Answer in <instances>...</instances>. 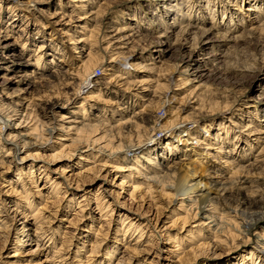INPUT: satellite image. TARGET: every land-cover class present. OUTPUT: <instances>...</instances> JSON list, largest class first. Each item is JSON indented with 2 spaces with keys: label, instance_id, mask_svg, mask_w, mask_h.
<instances>
[{
  "label": "rangeland",
  "instance_id": "1",
  "mask_svg": "<svg viewBox=\"0 0 264 264\" xmlns=\"http://www.w3.org/2000/svg\"><path fill=\"white\" fill-rule=\"evenodd\" d=\"M13 1L14 4L17 3V0ZM20 1L28 2L31 0ZM62 1L65 3L68 2V0ZM111 1L112 0H91L95 5L101 4L103 7L102 9H104H101V14H103L104 11L106 14H104L105 16H102L101 19H99L100 22L97 23L100 31H98L99 33L97 32L100 37V42L97 44V49L95 51H99V58L104 59L102 63H100L102 60L99 61V64L93 68L96 80L99 81L98 85H94L93 81L95 77L92 75L82 76L83 79L81 78L80 82L73 79H67L69 83L71 82L70 84L62 81V78L60 77L51 78L50 81L45 79L42 80L39 77L41 74L32 79L31 75L33 74L31 72L33 69L31 67H21L18 71L11 72L8 75H4L5 72L1 71L0 85L6 86V90L3 92L6 93L8 91L7 93H14V97L12 99H3L6 95L2 92L0 94L2 98L0 97V99L5 100L7 105L10 104V106L13 107H17L16 104L18 102L23 101L26 103L32 101L33 103L30 108L32 107V110H35V112L40 114L42 120L48 122V119H43V114L41 113L44 105H46L49 100H66V98L74 95L73 97H77V100L72 105H69V108L67 109H75L76 107L78 109L84 101V98L92 96L93 94V96H96L95 94H98L99 89H101V92H104L103 97L106 100L110 99L111 102L105 104L106 102H102L103 98L99 100L91 97L87 100L89 104H93L95 108H100V110L95 111V109L88 108V111L91 112V114L93 113L92 115L95 113H101L103 115L102 119L104 118L106 121L109 120L108 124H111V126H116V124L118 125L121 122V125L115 127L118 128V130L127 125L135 127L134 123L139 121L138 123L140 124L143 133H152V137H154L153 144L162 143L166 137L171 135L172 131L167 132V130H163L161 127L168 123L172 117L173 119L179 118V121L177 120L178 126L183 127V124H187L188 126L198 124L199 128L201 127L200 129L205 132L201 126L204 122H207L206 124L210 125L212 123L215 128L218 126L220 127L218 124L221 121L229 124V115L236 117L237 115L244 114L243 111L246 110L247 102H252V98H256L255 96L257 94L250 90L249 85L251 84V77L249 76L248 71H243V69L258 68L264 63V27L258 29L257 32L247 34V38L243 37L240 41L226 43V45L220 50V57L215 59V62L211 67L213 70H211V72L210 70L207 71V75L204 77L205 82H194L193 76H187L191 79L189 83L185 82L186 76L178 73V69L180 68L178 65L180 62V64H182L181 56L176 53L173 55L165 54L160 56L154 52L156 41H153L156 40L159 35L158 32L161 33L160 31L163 32L164 30L157 32L145 28L147 27L145 25L146 23L152 26V29L156 26L155 23L153 25V21H151V19L155 20V17L152 14L153 7L151 6L149 8V5H147L148 3H146L145 0H116L118 4L113 0V4L111 3L112 6L110 4ZM171 1L172 0L168 1L169 4ZM248 2H253L252 4H255L260 1L244 0V2H242V0H230V2H227L225 0H184V12L187 14L184 15V12L183 14L178 11L180 14L179 17L181 16L183 19L181 18V20L176 23L179 26H186V24L192 25L197 29L212 27L220 31L222 34L240 35L243 30H245L244 32H248L249 29L251 30L258 26V24L264 23V16L263 18L258 17L256 22L249 21V17L247 18V16L250 11L247 12L244 10V8L249 6ZM57 3H59L58 0H49L47 4L42 2L39 8L41 9L43 7L45 8V11L50 9L49 12H54ZM143 4L146 5L144 6ZM73 5H75V2H70L69 5H66L67 7H65V10L71 13ZM1 7L0 29L1 31H4L8 25L10 26L11 24L12 26L13 20L7 10L8 5L4 3V6ZM27 7V4L23 8L20 6L17 7L18 9L16 13H18V15L14 18L19 19L14 24L16 25V28L13 33H10L9 40H5L6 31L0 32V46L6 42L14 43L17 36L21 34L24 35L21 39L28 34L29 37L37 23L40 24L39 26L43 25L42 23H48L49 17H47V13H35V11H32V9H34L32 5L30 8ZM262 10L264 15V6H262ZM232 14L235 15V19L237 20L244 16V20L240 21L241 27L237 28L238 30H235V26V28L229 26V18ZM25 15H28V17L26 18ZM136 15L138 18H136ZM75 17V26L80 22H83V20H77V16ZM141 18V24L138 25L136 20ZM24 20H30L28 22L29 25L26 28L27 34H23L21 30L26 27V25L23 26ZM51 20L53 19H50V22ZM166 21L174 22L173 16L171 15L169 18H166ZM244 25L245 27H243ZM123 26L126 28L133 27L127 29L123 34H119L116 28H121ZM46 28L45 33H47V36L43 38H46L47 41L50 38L52 39L51 31L56 30L53 32L54 34L56 33L55 40L59 43V47L63 46L65 48L66 46L63 45L62 42H65L67 38H64L63 36V28L50 24H47ZM113 35H127V37H130L129 44L125 45V48L120 50L123 55L122 58L120 57L118 59L121 60L119 62L114 60V57L117 56L111 52L113 51L112 49L107 53L104 48L107 42L102 38L105 37L104 39L107 38V40H113L111 39ZM181 35L185 36L184 38L188 37V41L193 38L190 33H184ZM182 36L181 38H183ZM40 41L43 40H37L35 41V44L29 46V49L31 50L30 54H32V56H34V53L38 52V44L42 43ZM151 43L155 44L153 45ZM192 43L190 42L189 44ZM86 46L83 47L85 49L82 51L85 54L90 50L89 46ZM21 49L22 44L18 42L15 48L16 54L21 53ZM67 49L68 55L66 56L65 61H62V54L60 53L56 55L55 63L63 65L65 67L63 70L65 71L67 68H72L73 71L76 68V65L74 64L71 66L72 63L67 61V59L70 57L72 59V56L76 57L78 54H75L76 49H74L72 45H69ZM226 52L227 55L223 57V54ZM103 55H105L104 58ZM49 58L51 59L52 56H49ZM78 60L81 59L79 58ZM17 63L19 64V61H17ZM79 63L81 64V62ZM137 64H140V66L137 67ZM58 65L56 66L59 67ZM118 66L119 68H117ZM51 68L52 69L49 68V71H47L46 74L42 75L50 74V72H52L51 70H53V67ZM18 73L19 75L26 73L29 74V76H27V78L25 77L23 81H18L22 78ZM5 76L6 78H14L11 84H6L7 81L5 82L4 80ZM16 76L17 78H15ZM84 78L88 80H85ZM126 80L133 82L130 89L122 84ZM142 80H145L146 82L144 83L146 84L140 83ZM202 82L203 86L201 85ZM30 83L34 85V89H30ZM79 83H82V85ZM85 83H87V85ZM159 83L170 84L171 89L164 88V86H162L163 88L156 89V85ZM145 87L146 89H144ZM22 90H27L29 92H23ZM198 93L202 94L201 97L205 98L206 103L215 100L224 102L228 100L232 102L234 101L232 103L233 107H231L234 108V112L231 111V108L211 112L209 105L207 106L208 108H203L202 113L194 115V112L200 110L198 108H200L199 106L202 103V100L196 96ZM144 98L145 100L148 98L147 101H144ZM27 104L24 106L25 109L23 111L27 109ZM147 104L150 105L148 106ZM20 108L22 109V107ZM67 111L60 112L66 113ZM111 111L115 112V117H112ZM250 111H253L252 107L250 108ZM207 113H210L208 114L210 117H207L206 119L202 118L203 115ZM251 114L252 113H250V115ZM56 115V117L60 119L59 112H56ZM132 115L136 116L134 117ZM239 117L242 118V120H240L241 125L234 126L235 133L247 137L256 144V148L258 149H255L253 154H250V157L253 158L251 160L255 161L256 157H258L257 153L259 152L257 150L260 149V146H258L260 144H257L258 140L256 141V137L261 135H251L249 132L250 130H246L245 122L249 119L246 118V113ZM121 118L124 119H122V121H117V119ZM80 119L82 118L80 117ZM126 119H131V121L127 124L124 123L122 127L123 120L125 121ZM50 122L51 121H49V123ZM50 125H52V123ZM153 125L156 126L154 127ZM208 128L210 127L208 126ZM211 128L206 130L204 137L209 138L208 135L212 134L211 132L213 131V127ZM134 129L135 128H133V130ZM132 133L135 134L136 131H133ZM185 135L186 133L183 132L182 136ZM263 136L264 134H262V137ZM186 137L187 136H185V138ZM61 138L62 136L60 135V132H55L50 136L43 131L37 134L35 139L27 138L26 141L30 143H27V146L20 151L18 156L13 153L6 154L3 163H0V264H66V262H68V264H88L89 261L91 262L89 264H104L105 260L107 261L109 259L108 257L105 258L107 256L105 252L109 247H112L109 248V250H114V248L117 247L119 248L115 252V259L117 257H130L127 259L128 262L130 261L129 264H231L233 261H240L244 258L242 255H248L247 252L249 250H252L254 253L259 252V245H264V222L258 224V226H252L248 232H243V229H245V221L254 219L253 216H257L258 212L264 211V165L261 163H258V166L252 165L243 172V175L246 174L245 178L250 180H248L247 185H242L245 188L239 189L238 185H233L231 193H227L225 196H220L219 200L215 202V206L220 212L227 217L230 216L239 223V226L235 229L236 241L234 243L230 242L228 244L225 243L213 246V241L215 240L214 237H211L212 239L210 237H202V240H200L199 243L186 245L184 252L180 253L181 251H179V256H175L172 251L176 250L177 246L171 244L169 240H166V237L164 236L165 232L170 231L173 234L177 233L179 237H184L190 228L191 230L195 229L199 223L193 219H187V222L185 221L186 223L182 222L185 213L183 212L179 214L178 209L181 201L179 193L176 194V191L169 188L166 190H168L170 194L164 193V191L162 192L161 190L162 187L157 184L152 185L150 189L145 185L135 188V181L133 179L135 176L138 177V173L133 172L132 178H130V176L124 177L125 174H128L125 166L130 163L132 164L134 161L130 162V160L128 161L126 158L128 156L133 158V152H135L134 149L129 151L128 148L125 147V149L123 148L122 151L113 157H109V151L99 153L97 154L95 162L87 163V161L84 160V157L91 153L92 150L88 149L86 146L80 147L78 144L71 145L73 148L71 154L60 155L61 157H58L57 154L61 151L60 143H72L70 140L62 141ZM126 141H128L127 137L124 138V142ZM175 141L178 140L175 139ZM189 141L188 145L197 144L196 142L193 143L192 140ZM213 142L214 141H212L213 146L210 145L212 148L209 149V152H211V156L209 157L213 161H211V163L214 164L219 161L218 158L223 157V153L219 152V150L218 153L213 149L216 146ZM178 144L183 146L186 143L181 141L178 142ZM160 145L162 146V144ZM203 146L199 147V145H197V149ZM231 148H237V142L232 143ZM140 150L141 149H137V152ZM68 151L69 149L67 152ZM181 154H183V151H181ZM181 154L179 153L176 156L171 157L170 160L173 161L176 158H180L182 156ZM190 154L191 155L187 156L190 158L187 160V163L192 160L195 151H190ZM117 156H125V158L120 159L123 160L121 162L123 167L116 169ZM237 156L238 155H236V157ZM194 157L195 161L191 163L192 166L189 169V173L191 174L189 179L191 181L201 182L204 186L207 183L209 185V183L214 180L212 177L216 176L218 173H215V171L213 173L211 172L212 168L210 169V167H208L204 158L199 155L198 157ZM105 160H107V163ZM178 160L179 159H176V161ZM200 161L207 164L206 166L210 170L200 173L199 165H196ZM31 166H34L35 172L30 175ZM224 166L225 164H222L219 167L224 168ZM227 172L222 174L224 176L226 175L225 177H230L232 173ZM19 177L20 179L18 180ZM31 177H33L36 182L33 181ZM53 178L57 179V182L61 181L62 188L60 190H55V184L53 186L51 185L50 181ZM220 178L224 181V178ZM23 184L28 190L29 196L31 195V199L36 202L37 207L40 208L44 215L37 224L34 223L33 219H30L31 213L28 212L25 206L18 208L14 204V200L25 202V198L20 196ZM215 187L213 189H215ZM212 192L214 193V190L210 191V193ZM102 196H106L107 200L112 202L111 209H113V211H110L108 215L101 217L100 215H102V212H100L101 209L97 206L96 198ZM28 213L29 215L26 216ZM248 216H251L250 219ZM128 217L133 220L135 219L134 221L136 222H142L143 226L146 227L144 236L142 237L143 239L141 238V242L139 243L136 241L138 237L136 234H132L131 237H128V235L123 236V226H125L123 224H126L125 222L128 221ZM204 222L207 223L209 220L205 219ZM2 223H4V225ZM214 223L215 222H211L210 225H205L203 232H205V234L212 233L210 226L214 229L217 228ZM37 226L41 227L38 230V233L35 229ZM193 226H195V228H193ZM118 229H120V231L117 234L116 231ZM28 230L31 234L30 237H34L32 240H28L29 236L26 235ZM230 230L233 231L234 227ZM35 234L43 235L36 238ZM116 235H119L117 239L115 237ZM95 245H97V247ZM78 247L83 250L81 252V258L83 261H77L74 259ZM263 254L264 253L260 255L257 261L258 264L264 263ZM256 256H258V254ZM115 259L111 261L112 263L109 261L107 264H117ZM182 260L184 262H182ZM245 261L247 262L248 260ZM251 261L250 257L247 264H251Z\"/></svg>",
  "mask_w": 264,
  "mask_h": 264
},
{
  "label": "bare ground",
  "instance_id": "2",
  "mask_svg": "<svg viewBox=\"0 0 264 264\" xmlns=\"http://www.w3.org/2000/svg\"><path fill=\"white\" fill-rule=\"evenodd\" d=\"M12 1L13 0H0V7L4 6V3H6L8 5L7 10H8V12L11 15V18L13 20L12 26H11V24H10V26L8 25L6 30H4V31H1V29H0V32L6 31L5 32V35H6L5 40H9L8 38H10V35H11L10 33H13L15 28H16V25H14V24L19 19V18H14V17H16V15H18V13H16V11L18 9L17 7L20 6L23 8L27 4V6H28L27 8H30L32 5L34 8V9H32V11H35V13H38V12L47 13L46 15H47V17H49L47 24L55 25L56 27H60V28H63L65 26L62 29V31H63L64 38H67V39L65 40L66 43L62 42V44L65 45L67 48L69 47V45H72L74 47V49H76L75 54L77 53L78 55L76 57L72 56V59H71V57L67 59V61L72 63L71 66L75 64L76 68L73 71H72V68H69V69L67 68L65 71V70H63V69H65V67L63 65H58L55 63L56 62V55L60 54V53L62 54V58H61L62 61H65L66 56L68 55V52H67L68 49L66 47L64 48L63 46H61V47L58 46L59 43H57V40H55L56 33L55 34L53 33L56 30L51 31L52 39L50 38L47 41L46 38H43V37L47 36V33H45L46 29H47L46 28L47 24L42 23L43 25L39 26L40 24L37 23L36 27L34 28L33 32L31 33V35L29 37H28V35H29L28 34V35H25V37L23 39H21L24 36L21 34V35L17 36L14 43L6 42L4 44H1L2 46H0V74H1V71H4L5 72L4 75H8L11 72L18 71V69H20L21 67H31L33 69L31 72L33 74V75H31L32 79H33V77L41 74L39 77L42 80L45 79V80L50 81L51 78H59L60 77V78H62L61 79L62 81H65V83H69L67 81V79H73L75 81L80 82L81 78L83 79L82 76H85V75L91 76L92 75L95 77L94 81H93L94 85L99 84V81L96 80V75L94 73L93 68L99 64L98 63L99 61L102 60L100 62V63H102L104 60V59L99 58V55H98L99 51L98 52L95 51L97 49L96 48L97 44L100 42V37L97 34V32L99 31L97 23L100 22L99 19H101L102 16L106 15L104 13L105 11L103 12V14H101L102 10H104V9H102L103 7L101 6V4L95 5L94 2H91V0H68V2H66V3L63 2L62 0H58L59 3H57V7L55 8V11L49 12L50 9L45 11L44 10L45 8H43V7L41 9L39 8L40 4L42 2H44V4H47L49 2V0H31L28 2L27 1L21 2L20 0H17L16 1L17 3H15V4L13 3L14 1L13 2ZM73 1L75 2V5H73L72 12L71 13L67 12V10H65V7H67L66 5H69V3L73 2ZM112 1L110 2V4L112 3ZM145 1H146V3H148L147 5H149L148 6L149 8L151 6L153 7L152 14L155 17V20L151 19V21H153V25H154V23L156 25L154 27V29H152V26H150V25H148V23H146L145 25L147 27H145V28L149 29V30H155L157 32L160 30H164L163 32L160 31L161 33L158 32L159 35L157 36L156 40L153 41V42L156 41L155 42L156 47H155L154 52L159 54L160 56L165 55V54L173 55L174 53L181 56L180 58H181L183 65L180 64L181 62L179 63L178 66L180 68L178 69V73H181V75L186 76L185 82H189V83H190L191 79L188 77H191V76L194 77V79H193L194 82L195 81H197V82L204 81L205 82L204 77H206L207 71L210 70V72H211V70H213V68L211 69V67H212L213 63L215 62V59L217 57H220V55H219L220 50L222 49V47L224 45H226V43H229L232 41H234V42L240 41V40H242L243 37L247 38L246 37L247 34H249V33L251 34L252 32H257L258 29H261L264 27V23H261V24H258V26L254 27V28L252 27L253 29H251V30L249 29L248 32H244L245 30H243V32L240 33V35L235 36V35H229V34H222L220 31H218L212 27L197 29V28H195V26L187 25V24H186V26L182 25V24H181L182 26H179L176 22L180 21L181 18L183 19V17H181V16L179 17L180 14L178 13V11H180L181 13L184 12V9H185L184 0H172L170 2V4L168 2L169 0H145ZM225 1L230 2V0H225ZM255 1L258 2V0H255ZM259 1H260L259 3H255V4H252L253 2H248L249 6L247 8H244L245 11H247V12L250 11L249 15L247 16V18L249 17L248 18L249 21L256 22L258 17L263 18L264 15H263L262 6H264V1L263 0H259ZM242 2H244V0H242ZM116 3H117V1H116ZM112 4H111V6H112ZM153 5H155V6H153ZM97 6H98V8H97ZM105 9H107V8H105ZM60 10H62V11H60ZM161 10H163V11H161ZM186 14L187 13H185L184 15H186ZM131 15H134V14H131ZM171 15L173 16L174 22L166 21V18H169V16H171ZM75 16H77V18H78L77 20H83V22H80L79 24H77V26L74 25V23L76 22ZM25 17L27 18L28 15H25ZM185 17H184V19H185ZM11 18H10V20H11ZM103 18H105V17H103ZM136 18H138L137 15H136ZM235 18H236L235 15L232 14L231 17L229 18V22H230L229 26L231 28L236 27L235 30H238L237 28L241 27L240 21L244 20V16L238 20ZM50 19H53V20H51V22H50ZM66 19H68V20H66ZM140 20L142 21V18L139 20H136L138 25L141 24ZM224 20H225V18H224ZM224 20H223V22H224ZM29 21L28 20L23 21V26L26 25V27L21 29L23 34L24 33L27 34L26 28L29 25V23H28ZM199 21H200V19H199ZM0 24H1V20H0ZM132 27L133 26H131L129 28H132ZM243 27H245V25ZM129 28L128 27L126 28L125 26H123L121 28H116V29L119 32V34H123ZM184 33H187V34L190 33V35H192V37H193L192 40L188 41L187 40L188 37L184 38L185 36L181 35ZM181 36L183 38H181ZM41 38H43V39H41ZM104 38H102V39L106 40V42H107L105 44L106 46L104 47L106 52L108 53V51H110V49H112L113 51H111V52L117 56V57H114V60L117 62L121 61V60H118L120 57L122 58V55H123L122 51H120V50L125 48V45L129 44V42H130L129 38L130 37L129 36L127 37V35H122V36H118V35L114 36L113 35L111 39H113L115 41L110 40V39L107 40V38L106 39H104ZM0 39H1V37H0ZM3 40H4V38H3ZM37 40H43V41H40L42 43L38 44V47H37L38 52L34 53V56H32V54H30L31 50L29 49L30 48L29 46L35 44V41H37ZM62 40H60V41H62ZM18 42H20L22 44V49H21V53L16 54L15 48H16V44H18ZM190 42L191 43L193 42V43L189 44ZM116 43H118L120 45H118ZM199 43H200V46H199ZM151 44H153V43H151ZM78 45H79V47H78ZM86 45L89 46L90 50L88 51V53L85 54L82 51H84L83 49H85V48H83V47ZM113 48H115V49H113ZM51 51H52V53H51ZM176 54H175V56H176ZM79 55H81V56H79ZM225 55H227V52L225 54H223V57H225ZM49 56H52V58L50 59ZM104 56L105 55H103V58H104ZM79 58L81 60H78ZM70 59H71V61H70ZM77 60H78V62H77ZM17 61H19V64L17 63ZM79 62H81V64ZM56 65H58L59 67H57ZM138 66H140V64H137V67ZM181 66H182V68H181ZM51 67H53V70H51L52 72H50V74L42 75V74H46V72L49 71V68L52 69ZM117 68H119V66ZM246 70L248 71L249 76L251 77V79H250L251 84L249 85V88L251 91L256 92V94H257L255 96L256 98H254V97L252 98V102H250V101L247 102V106H246L247 111L246 110L243 111L244 114L246 113V118H249L247 120V122H245L246 130L247 131L250 130L249 132L251 133V135H257V136L261 135V136L256 137V141L258 140L257 144H260V145H258V146H260L259 147L260 149L257 150L259 152L257 153L258 157H256L255 161L251 160L253 158L250 157V154H253L255 149H258V148H256V144H254L247 137H244L241 134L235 133L236 131L234 130L235 125H241L240 120H242V118L239 116H243L244 114L237 115V116L235 115L236 117H233V115H229V118H228L229 122L227 121L229 124H227L224 121H221L218 124V125H220V127L218 126V127L214 128L212 123L210 125V124H206L207 122H204V124H201V126L205 132H206V130H209L211 127H213V131L211 132L212 134L209 133L210 135H208L210 139L208 137H204L205 132H203L200 129L201 127L199 128L198 124L192 125V126L191 125L188 126L187 124L186 125L183 124L182 125L183 127H181V126L177 125L179 118L173 119V117H172V119L168 123L164 124L161 127L163 130L164 129L167 130V132L172 131L171 135L169 137H166L164 142L153 144L152 142L154 141V139H153L154 137H152V133L151 134L149 132L143 133L141 130L140 124L138 123L139 121L137 123H134L135 127H133L132 125H131L132 127H130V125L123 127L124 123H126V124L130 123L131 119H126L125 121L123 120V124H122L123 128H120L118 130V128H115V127L118 125H121L120 124L121 122L118 125L116 124V126H111V124H108L109 120L106 121V120H104V118L102 119L103 115L101 113H98V114L95 113L94 115H92L93 113L91 114V112L88 111V108L95 109V111L100 110V108H95V106L93 104H89V102L87 100H89L91 97L97 98L99 100L103 98L102 99L103 101L102 100L101 101L106 102L105 104H107L108 102H111L110 99L106 100L103 97L104 92H101V89H99L98 94H95L96 96H93L94 95L93 94L92 96L84 98V101L78 107V109H77V107L75 109H69V110L67 109V108H69L68 107L69 105H72L77 100V97H73L74 95L72 97L70 96V97L66 98V100L51 99V100H49V102L46 101L47 102L46 105H44L43 109L41 108L42 109L41 114H43L42 115L43 119H48V122H47L45 120H42L40 118V114L35 112V110H32V107L30 108L31 104L33 103L32 101H29L30 103L29 102L24 103L23 101L18 102L16 104L17 107L10 106V104L7 105V102L3 99H5V98L12 99L14 97V93L9 92L10 93L9 94V93H7L8 91L6 93H4L3 91L6 90V86L0 85V94L3 92V94L6 95L3 99H0V163H3L4 157H6V154L8 155V154L13 153L14 155L18 156L20 151L25 146H27V143H30V142L26 141L27 138H32V139L34 138L35 139V136H37V134H39L43 131L46 132L47 134H49L50 136L53 135L55 132H60V135L62 136V138H61L62 141L70 140L72 142L69 144H66L65 142L60 143L61 151L60 152L58 151L59 152L57 154L58 157L60 155L63 156V155L71 154L73 152V148L71 146L72 144L73 145L78 144L80 147H82V146L88 147V149H90L92 151H91V153L85 155V157H84V160L87 161V163L95 162L96 161L95 159L97 158V154H99V153H105L106 151H109V157H113L114 155H117V153L122 151L123 148L125 149V147L128 148L129 151L134 149L135 152H133V158H131L129 156L126 158V160H128V161L130 160V162L133 160L134 161L132 162V164L130 163L129 165L125 166L127 171H128V174H125L124 177L130 176V178H132L133 172L134 173L137 172L138 177L135 176L133 179L135 181V183H134L135 188H139L140 186L145 185L148 189H150L152 187V185L157 184V185L162 187L161 190H162V192L164 191V193L170 194V192H168V190H166L167 188L176 191L177 193L176 192L175 193L176 194L179 193V195L181 196V199H180L181 201H180V205H179V209H178L179 214H181L183 212L185 213V216H183L184 220L182 222H185L187 219H191V220L193 219L194 221L196 220L199 222L198 226H196V228H195V226H193V228H195L193 230H191V228H190V230H188V233H186V235L184 237H179L177 233L173 234L172 232L167 231L168 229L166 230L167 232H165V234H164V236L166 237V240H169V242L171 244H174L175 246H177L176 250H173V251L171 250L175 256H179V253H178L179 251H181L180 253L184 252L186 245L199 243L200 240H202L201 239L202 237H210V238L214 237L215 240L213 241L214 242L213 246L225 244V243L228 244L230 242L234 243L236 241L235 229L239 226L238 225L239 223L237 221H235L233 218H231L230 216L227 217L222 212H220L216 208L215 202H217L219 200L220 196H225V195H227V193H231L233 185L234 186L238 185L239 189L245 188L242 185H244V184L247 185L249 179L245 178L246 174L243 175L244 174L243 172L247 168H249L252 165H257L258 163H261L262 165H264V145H263L264 144V136L262 137V134H264V63L261 64L258 68H253V69L245 68V69H243V71H246ZM176 73H177V71H176ZM18 75H19V73H18ZM19 76H21L22 78H20L18 81H23V79H25V77L27 78V76H29V74L25 73V74H21ZM90 76H89V78H90ZM15 78H17V76ZM13 79H14L13 77H11V78L10 77L6 78V76L4 77L5 82L7 81L6 84L7 83L11 84ZM84 79L88 80L86 78H84ZM122 79H125V78H122ZM51 82H53V81H51ZM86 82H89V81H86ZM144 82H146V81L142 80L140 83L146 84ZM73 83H74V81H73ZM79 84L82 85V83H79ZM85 84L87 85V83H85ZM122 84L124 86H127L130 89L133 82L126 80ZM201 85L203 86V82ZM29 86H30V89L34 87V85H32L31 83L29 84ZM35 86H37V85H35ZM162 86H164V88L165 87L170 88V84L159 83L156 85V87H157L156 89H158V88L160 89ZM132 87H134V86H132ZM144 89H146V87ZM125 90H126V88H125ZM26 91H23V92H26ZM27 92H29V91H27ZM209 95H211V94H209ZM196 96H197V98L202 100V103L199 106L200 108H198L200 110L198 112H194V115H196V114L198 115V114L202 113L203 108H208L207 106H209V105H210L209 109H211V112L224 110V109H228V108L233 107L232 103L234 101L232 102V101L228 100V101L224 102V101L215 100V101H212L210 103H206L205 98L201 97L202 96L201 93H198ZM0 97H1V95H0ZM147 99L145 100V98H144V101H147ZM197 101H198V99H197ZM207 102H209V101H207ZM27 103H29V104H27ZM251 103H253V104H251ZM26 104H27V107H26L27 109L25 111H23L25 109L24 106ZM150 104H152V103H150ZM150 104H147V105L149 106ZM148 106H146V107H148ZM20 107H22V109ZM249 107L250 108L252 107L253 111H250ZM29 109H31V110H29ZM231 109H232L231 111L234 112V108H231ZM65 110L66 111L68 110V111L66 113L60 112V111H65ZM254 111H255V113H254ZM56 112H59V114H60L59 118L60 119H58L56 117L57 116ZM111 112H112V117H115V115H114L115 112H113V111H111ZM142 112H143V110H142ZM250 113H252V114L250 115ZM136 114H138V113H136ZM208 114H210V113L203 115L202 118L206 119L207 117H210V115H208ZM233 114H235V113H233ZM144 115H146V114H144ZM132 116H134V115H132ZM80 117L82 119H80ZM151 117H152V115H151ZM122 119H124V118L117 119V121H120V120L122 121ZM141 119H143V118H141ZM49 121H51V122L49 123ZM133 122H135V121H133ZM133 122H131V123H133ZM51 123H52V125H50ZM196 123H197V121H196ZM208 126L210 128H208ZM133 128H135V129L133 130ZM133 131H136V133L133 134L132 133ZM183 132L186 133V135H185V136H187L186 138H185V136H182ZM125 137L128 138V141H126V142H124ZM175 139H177L178 141H175ZM189 140H192L193 143L196 142L197 144L188 145ZM181 141L185 142L186 144L183 146H180L178 144V142H181ZM212 141H214L213 144L215 143V145H216L213 149H215L217 152L219 150V152L223 153V157L218 158L219 161L214 163V164L211 163L212 160L209 157V156H211V154H210L211 152H209L210 151L209 149L212 148L210 146V145H212ZM235 142H237V148H231V144L235 143ZM160 144H162V146ZM197 145H199V147L203 146V145L204 146L197 149ZM240 147H241V150H240ZM68 149H69V151L67 152ZM137 149H141V150L139 152H137ZM181 151H183V154H181ZM190 151H195V154H193L192 160H190L187 163V160L190 159L187 157L188 155H191ZM179 153L182 156L180 158H176V159H179L178 161H176V159L173 161L170 160L171 157H174ZM198 155L206 160L208 167H210V169L212 168V170H211L212 173L214 171H215V173H218L216 176L212 177V179H214V180H212L209 183V185H208V183L205 185L206 187L201 182L191 181L189 179V177L191 175L189 173V169L192 166L191 163L195 161L194 156L198 157ZM236 155H238V156L236 157ZM123 158H125V156H123V157L117 156L116 169L123 167V165L121 163L123 160H120ZM243 159H246V160H243ZM105 161L107 163V160H105ZM207 164H205L202 161H200L198 164H196L197 166L199 165V171H201L200 173H204V172H207L210 170L206 166ZM222 164L223 165L225 164L226 167L225 166H224V168L219 167ZM261 168H262V166H261ZM227 170H228V172H227ZM34 172H35L34 166H31L30 167V173L29 172L28 173L31 175V174H34ZM226 172L232 173L230 175V177H225L226 175L225 176L223 175ZM220 177L224 178V181ZM216 178H219L221 180L216 179ZM19 179H20V177L18 178V180ZM31 179H33V177H31ZM209 179H210V177H209ZM33 181H35V180L33 179ZM50 182H51L52 186L55 184V186H54L55 190H57V189L60 190L62 188L61 181L57 182V179L53 178V179H51ZM215 186H217V187H215ZM22 187H23V189L20 192V196L25 198V202H19L18 200H14V204L18 208L21 206H25L26 209L28 210V212L31 213L30 219H33L34 223L37 224L39 222V220H41L44 217V215L42 214V211L40 210V208L37 207L36 202L31 199V195L29 196V192L25 188L24 184L22 185ZM214 187H215V189H213ZM207 188H210V189H207ZM216 188H219V189H216ZM211 190H214V193L213 192L210 193ZM17 193H19V192H17ZM232 193H233V191H232ZM96 203H97L98 208L101 209V211H100V212H102L101 213L102 215H100L101 217L104 215H108L110 211H113V209H111L112 208V205H111L112 202L107 200L106 196L96 198ZM35 207H37V208H35ZM16 210H17V208H16ZM29 213L26 216H28ZM0 217H1V215H0ZM248 217L250 219L251 216H248ZM253 217H254V219H250L248 221H245L246 222L245 226H244L245 229H243V232H248V230L251 229L252 226H255V225L258 226V224H262L264 222V211L258 212L257 216H253ZM205 219L209 220V222H207V223L204 222ZM134 220L131 219L130 217H128V221L125 222L126 224H123V225H125V226H123L124 231L122 230L123 236L128 235V237H131L132 234H134V235L136 234L138 236L136 241L139 243V242H141L140 241L141 238L144 236L146 227L143 226L142 222H136ZM211 222L212 223L215 222L214 224H216V227L218 229L215 228V229H217V230H215L213 227L210 226V230H212V233L214 232L213 235L211 232L205 234V232H203L204 226L207 224L210 225ZM4 223H2V224L4 225ZM232 227H234V230H233L234 232L232 230H230ZM40 228L41 227H39V226H37L35 228L37 233L39 232L38 230ZM120 229H118L116 231L117 234L119 233ZM243 232H241V233H243ZM26 235L29 236L28 240H32L34 238V237H32V238L30 237L31 234L29 233V230H28ZM35 235L37 238L38 236H41L43 234H40V235L35 234ZM118 236L119 235L115 236L116 239ZM244 237H246V236H244ZM35 240H37V239H35ZM40 240L42 241L41 238H40ZM122 240H123V238H122ZM126 244H128V243H126ZM126 244H124V245H126ZM95 246L97 247V245H95ZM109 248H112V247H109ZM109 248L105 252V254L107 255L105 258L108 257L109 259L107 261L105 260L104 264H107V262H109V261L110 262L113 261L115 259V252L117 249H119L117 247V248H114V250H109ZM128 249H129V247H128ZM258 249H260V250L257 253H254L252 250H249L247 252L248 255H242V256H244V258H242L240 261H233V262H231V264H247V262H249V260H250V257L252 260L251 264H258L257 261H258L260 255L262 253H264V245L263 246L259 245ZM82 251L83 250H81L80 247H78V249L76 251L75 258H74L75 260L83 261V259L81 258V252ZM257 254H258V256H256ZM89 255H91V254H89ZM122 257H124V256H122ZM124 258L117 257L115 260L117 261V264H129L130 261L128 262L127 259L130 257L125 258V260H124ZM87 260H90V259H87ZM245 260H248V261L246 262ZM182 262H184V261L182 260ZM89 263H91V262L89 261ZM66 264H68V262H66ZM248 264H250V263H248ZM262 264H264V263H262Z\"/></svg>",
  "mask_w": 264,
  "mask_h": 264
}]
</instances>
